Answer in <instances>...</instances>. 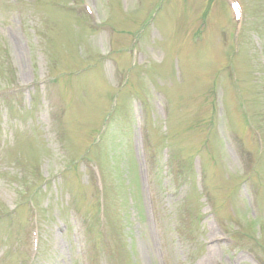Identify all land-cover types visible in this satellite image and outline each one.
Segmentation results:
<instances>
[{"label": "rangeland", "instance_id": "obj_1", "mask_svg": "<svg viewBox=\"0 0 264 264\" xmlns=\"http://www.w3.org/2000/svg\"><path fill=\"white\" fill-rule=\"evenodd\" d=\"M220 1L0 0V264H264V0L237 51Z\"/></svg>", "mask_w": 264, "mask_h": 264}]
</instances>
